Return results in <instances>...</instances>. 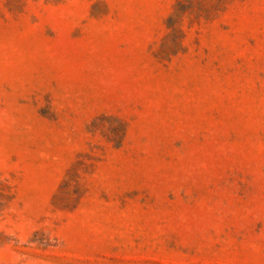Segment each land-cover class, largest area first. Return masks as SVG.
Wrapping results in <instances>:
<instances>
[{
	"label": "rangeland",
	"instance_id": "rangeland-1",
	"mask_svg": "<svg viewBox=\"0 0 264 264\" xmlns=\"http://www.w3.org/2000/svg\"><path fill=\"white\" fill-rule=\"evenodd\" d=\"M0 264H264V0H0Z\"/></svg>",
	"mask_w": 264,
	"mask_h": 264
}]
</instances>
